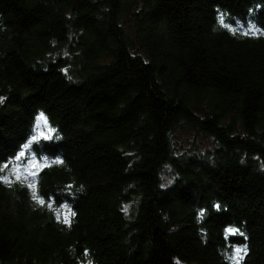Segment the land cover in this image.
<instances>
[{
	"label": "trees",
	"instance_id": "16d2710c",
	"mask_svg": "<svg viewBox=\"0 0 264 264\" xmlns=\"http://www.w3.org/2000/svg\"><path fill=\"white\" fill-rule=\"evenodd\" d=\"M249 22L264 0H0V264H264Z\"/></svg>",
	"mask_w": 264,
	"mask_h": 264
},
{
	"label": "rangeland",
	"instance_id": "374dc122",
	"mask_svg": "<svg viewBox=\"0 0 264 264\" xmlns=\"http://www.w3.org/2000/svg\"><path fill=\"white\" fill-rule=\"evenodd\" d=\"M124 2H129L130 0H123ZM134 24L133 17H130V25ZM41 116L39 115L37 122H36V128H35V136L32 137V139H37L38 137H48L51 133L50 127H48L47 122L45 123V120H40ZM177 139L178 142H180V149L178 151L182 152L185 151V149L192 148L196 149L198 151L203 150L204 148L212 145V140L210 137H203L201 134H198L191 131H185L182 129H179V132L177 133ZM196 147V148H195ZM25 148L21 150L20 154L17 156L15 162L13 163L12 167L9 168L7 171V178H17L21 177L27 174H31V172L34 170L36 166V161L31 158L29 161L26 162L25 165H21L22 163V157L25 154ZM26 172V173H24ZM167 177V176H166ZM164 176V181L168 182L169 178H166ZM60 214L62 216H65L67 218V213L60 210Z\"/></svg>",
	"mask_w": 264,
	"mask_h": 264
},
{
	"label": "clouds",
	"instance_id": "9594fccd",
	"mask_svg": "<svg viewBox=\"0 0 264 264\" xmlns=\"http://www.w3.org/2000/svg\"><path fill=\"white\" fill-rule=\"evenodd\" d=\"M256 7L259 8L260 5H257ZM249 11L251 12V9H249ZM253 28L256 29V32L254 33V35H255V34H259V35H261V36H264V31L260 30V29L256 26L255 22H249V25H248V29H249V31H251ZM4 99H6V98H5V97H0V103H3ZM215 207L218 208L219 205H215ZM245 249H246V246H245ZM245 253H246V251H245ZM89 264H91V261H89ZM174 264H180V261H179L178 259L174 258Z\"/></svg>",
	"mask_w": 264,
	"mask_h": 264
},
{
	"label": "snow or ice",
	"instance_id": "6c2138e0",
	"mask_svg": "<svg viewBox=\"0 0 264 264\" xmlns=\"http://www.w3.org/2000/svg\"><path fill=\"white\" fill-rule=\"evenodd\" d=\"M40 120H42V121H44L45 120V118L43 117V115L39 118ZM45 123H46V121H45ZM61 161H56V163H60ZM34 187V186H33ZM33 198L35 199L36 198V196H35V192H33ZM38 203H43L42 201H37ZM231 232H235L236 230L235 229H231L230 230ZM241 251H246V249H237L236 250V252H237V255H239V253L241 252Z\"/></svg>",
	"mask_w": 264,
	"mask_h": 264
},
{
	"label": "water",
	"instance_id": "95a60500",
	"mask_svg": "<svg viewBox=\"0 0 264 264\" xmlns=\"http://www.w3.org/2000/svg\"><path fill=\"white\" fill-rule=\"evenodd\" d=\"M233 234V232H231Z\"/></svg>",
	"mask_w": 264,
	"mask_h": 264
}]
</instances>
